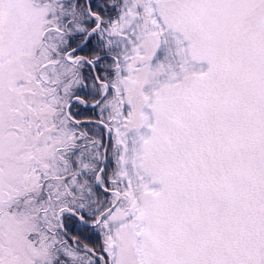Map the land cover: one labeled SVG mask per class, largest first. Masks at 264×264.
Wrapping results in <instances>:
<instances>
[{
	"label": "snow or ice",
	"instance_id": "obj_1",
	"mask_svg": "<svg viewBox=\"0 0 264 264\" xmlns=\"http://www.w3.org/2000/svg\"><path fill=\"white\" fill-rule=\"evenodd\" d=\"M0 264H264V0H0Z\"/></svg>",
	"mask_w": 264,
	"mask_h": 264
}]
</instances>
